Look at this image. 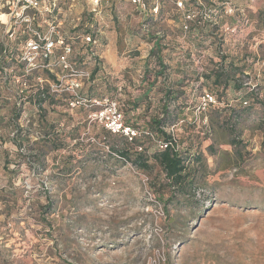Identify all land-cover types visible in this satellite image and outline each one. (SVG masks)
<instances>
[{
    "label": "rangeland",
    "instance_id": "obj_1",
    "mask_svg": "<svg viewBox=\"0 0 264 264\" xmlns=\"http://www.w3.org/2000/svg\"><path fill=\"white\" fill-rule=\"evenodd\" d=\"M199 1L218 12L220 25L185 22L186 9L197 11L193 0H158L157 12L145 14L112 0L100 23L87 16L84 0L60 4L69 59L91 72L81 92L94 86L99 96L90 99L119 101L125 123L142 132L136 144L107 133L90 117L93 108L69 109L66 93L41 98L38 79L46 86L55 71L26 73L24 28L12 25L7 34L0 25V264H264V36L243 39L247 25L264 29V10L258 17L252 10L248 23L235 14L264 0ZM79 16L90 29H72ZM154 43L166 86L178 95L168 115L157 101L132 105L144 76L151 81L159 72L154 58L145 71ZM214 43L224 53L215 56ZM59 53L56 47L51 61ZM222 54L227 61L248 56V68L226 67L228 84L203 82L211 68L221 70ZM204 92L217 104L197 113ZM151 115L185 145L190 169L179 187L168 186L154 160ZM124 150L129 158L120 157Z\"/></svg>",
    "mask_w": 264,
    "mask_h": 264
},
{
    "label": "built area",
    "instance_id": "obj_2",
    "mask_svg": "<svg viewBox=\"0 0 264 264\" xmlns=\"http://www.w3.org/2000/svg\"><path fill=\"white\" fill-rule=\"evenodd\" d=\"M63 0H0V25L3 28L9 27L6 31L8 34L13 26L23 27L21 37L25 39L23 53L21 56V65L26 73L34 70H43L49 73H54L52 83H45L38 79V88L40 91L47 90L51 94L66 93L68 95L67 105L71 109L77 108H93L91 114L92 120L97 121L105 131L124 137L128 142H133L136 138L142 135L139 130L127 125L123 115L119 110L118 102L110 98L89 99L80 95L79 91L85 83L90 82L91 72L78 68L75 62L70 61L72 54V46L67 43L66 39L60 34L59 26L62 20L59 18L60 4ZM89 5L87 16L91 20L102 22L104 6L112 0H84ZM158 0H118L119 4H124L133 7L138 13L145 14L148 9L150 12H157ZM164 1V0H163ZM197 6L195 10H189L185 14L186 22H194L200 18V21L210 22L217 25L218 17L220 16L215 9L206 8L199 0H193ZM74 2V0H71ZM152 2V3H149ZM69 5V9L72 8ZM178 8L183 7L182 2H177ZM228 9V13H231ZM69 15L71 12L69 11ZM74 23L73 30H80L84 24V28L88 27V21H85L81 16L71 20ZM13 25V26H12ZM184 28H187L186 25ZM14 33H10L12 37ZM94 34V31H91ZM82 39L85 43L92 42L90 34L83 35ZM56 47L60 48V53L56 55L54 61H51ZM94 56V52H91ZM51 75V74H50ZM216 99L210 93H202L197 108L199 111H205L216 105ZM181 121L180 123H182ZM205 124V121L202 122ZM173 128V127H172ZM172 131V129H171ZM147 135V133H145ZM172 134V139L169 142L159 143L161 149L175 148V138ZM136 151H141L136 148Z\"/></svg>",
    "mask_w": 264,
    "mask_h": 264
},
{
    "label": "trees",
    "instance_id": "obj_3",
    "mask_svg": "<svg viewBox=\"0 0 264 264\" xmlns=\"http://www.w3.org/2000/svg\"><path fill=\"white\" fill-rule=\"evenodd\" d=\"M185 5L187 6L186 2H185ZM189 10H191V8L186 9L184 11V20H185V14ZM220 18H221V16L218 17V20ZM219 22L220 21L217 22V25ZM188 23H190V22H188ZM192 23H196V25H200L202 23V21H200V18L198 17V19ZM199 32L200 31H198L197 34H194L195 35L194 37H197ZM255 42H257V40ZM213 45L215 46V49H216L215 56H217V54H219V53H224V50H223L224 44L223 43L220 45L219 44L216 45L214 43ZM220 56H221L220 58L222 60V63L220 64L219 67L221 68V70H218L219 68L216 66L214 68L215 70L213 68H211L209 71V74L205 73L201 76L203 78V79L201 78L203 80V82H204V79H206V80L212 79V82H213L215 87H217L220 84V80L222 81V79H224L223 81H225V83L228 84V82L226 80L228 79L229 75L226 76L222 72V71H224V69L226 67H228V66H229V68H237L240 66L245 67V68L247 67L246 63H247V57L248 56H246V57L242 56V57H239L237 59L232 58L230 61H227L228 56H226L224 54H222ZM148 57H149V59L147 60L148 63L146 62L147 65H146L145 71H148L147 69L149 68V60L154 58V60L156 61L157 65L159 67V72L157 73V76L154 77L151 81H148L147 77L144 76V78L142 79L143 83L141 84L142 86L140 88V89H142L141 90L142 95L138 96L139 98L135 97L132 100V105L134 107H136L135 105H138L141 100H145V103L147 105L153 104L154 101H157L158 104H162V114L168 115L167 114V110H168V104L167 103L170 100L173 103H175L176 100L178 99V97H177L178 95H177L176 91H173L171 88H168L166 86L168 74L166 73V67L163 65L164 64L163 63V57L160 55V53L158 51L157 44H155V43L153 44V48L149 51ZM95 68H97L99 71V66H96ZM158 76L163 77V80L161 82L158 81ZM101 79L104 80L105 76L103 75L101 77ZM143 84H144V86H143ZM93 88H94V86L92 88H90L89 95L84 94L83 92H81V90L79 91V93L81 96L89 98V99L92 96H99L98 94H95L94 91H92ZM237 89H239V88L237 87ZM37 92H39V94L41 95V98H43V99H45L46 97H51V98L53 97L55 100L62 99V98H58L60 96H57L55 94H51L47 90H44V92H43V91H40L39 88H37ZM152 94L154 96H152ZM158 95H159V97H158ZM211 95H213V94H211ZM62 96H65V95H62ZM153 98L155 100H152ZM117 102H118L119 110L123 115L122 107H121L119 101H117ZM245 103L247 104L246 101L243 102V104H245ZM214 107H216V106H212V108H214ZM69 109H71V108H69ZM71 110H74V109H71ZM181 115H182V113H180V110L178 108L177 118L179 119V117H181ZM169 116L172 117V115H169ZM123 118H124V115H123ZM174 118L175 117H172V119H174ZM147 119H148V126H150V129L152 131L151 133H154L155 135H157V138L159 139V140H157L158 145L161 142L162 143L163 142H169L172 139V134L170 132H165V130L163 128V125H164L163 120L158 119L157 117H154L153 115H151V117H149ZM124 121H125V119H124ZM182 121H183V119H182ZM171 122H173V120ZM127 125H129V124H127ZM131 127H133V126H131ZM133 128H135V127H133ZM135 129H137V128H135ZM107 133H109V132H107ZM109 134H111V133H109ZM202 136L204 137L205 141H209L212 138L211 132L207 127H205L204 130L202 131ZM194 137L196 139H198V135H196ZM174 138H175L176 149L170 148V147H168L167 149H161L158 146L159 148H158L157 152L154 154V160H155L156 164L160 167L161 171L163 172L166 180L168 181L169 187H173V185H175L177 187L183 185L182 182L185 180V177H187V173H189V169H190L188 167L189 163L186 161V159L183 155V154H185V151H186L185 145L180 144V141H179V139H177V136L174 135ZM133 143H135V144L137 143V138L133 141ZM238 143L239 142H237V144ZM137 148H140L142 150L141 146H139ZM209 149H211V148H209ZM128 151H126V150L121 151L120 157H123L124 159L129 158V154L127 153ZM142 155L143 154H136L137 158H141ZM139 161H140V159H139ZM140 168L143 170H146V169H148V164L142 160L140 162Z\"/></svg>",
    "mask_w": 264,
    "mask_h": 264
},
{
    "label": "crops",
    "instance_id": "obj_4",
    "mask_svg": "<svg viewBox=\"0 0 264 264\" xmlns=\"http://www.w3.org/2000/svg\"><path fill=\"white\" fill-rule=\"evenodd\" d=\"M252 10H255V12L258 11L257 15L255 16V17H258L260 12H262L264 10V2L260 1V2H257V4L247 2V5L245 6V8L239 9L238 12H235V14L236 15H240V16H244L245 18L243 20H247V23H248L249 20H253L254 19L255 12H253ZM220 24H221V21H220V23L218 25H220ZM244 30H246V31L243 33V36H244L243 39L247 38L249 40V39L253 38V40H257L258 41L261 37L264 36V29H262L260 31H259V29H257L255 31V29H253V25L252 24L250 26L247 25ZM194 38H197V37H194ZM198 43H201V42H198ZM247 59H248V57H247ZM97 79H100V78L97 77ZM152 96H154V95L152 94ZM158 97H159V95H158ZM58 98H60V97H58ZM152 100H155V99L153 98Z\"/></svg>",
    "mask_w": 264,
    "mask_h": 264
}]
</instances>
